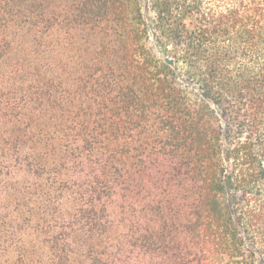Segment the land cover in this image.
I'll use <instances>...</instances> for the list:
<instances>
[{
    "label": "trees",
    "instance_id": "obj_1",
    "mask_svg": "<svg viewBox=\"0 0 264 264\" xmlns=\"http://www.w3.org/2000/svg\"><path fill=\"white\" fill-rule=\"evenodd\" d=\"M14 25L0 264H264V0H0V61Z\"/></svg>",
    "mask_w": 264,
    "mask_h": 264
},
{
    "label": "rangeland",
    "instance_id": "obj_2",
    "mask_svg": "<svg viewBox=\"0 0 264 264\" xmlns=\"http://www.w3.org/2000/svg\"><path fill=\"white\" fill-rule=\"evenodd\" d=\"M7 34L13 43L10 54L0 61V95L13 104L14 114H18L20 107H26V27L14 25ZM61 53L63 51L58 50L53 56L61 57ZM10 112L2 110L0 113Z\"/></svg>",
    "mask_w": 264,
    "mask_h": 264
}]
</instances>
